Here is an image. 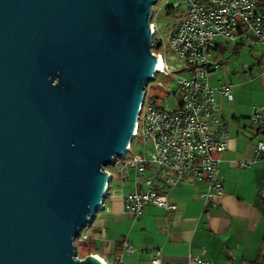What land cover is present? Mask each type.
Here are the masks:
<instances>
[{
  "label": "water",
  "instance_id": "water-1",
  "mask_svg": "<svg viewBox=\"0 0 264 264\" xmlns=\"http://www.w3.org/2000/svg\"><path fill=\"white\" fill-rule=\"evenodd\" d=\"M157 0H0V264H104L76 241L132 141Z\"/></svg>",
  "mask_w": 264,
  "mask_h": 264
},
{
  "label": "built area",
  "instance_id": "built-area-1",
  "mask_svg": "<svg viewBox=\"0 0 264 264\" xmlns=\"http://www.w3.org/2000/svg\"><path fill=\"white\" fill-rule=\"evenodd\" d=\"M260 2L180 0L169 6L178 18L166 41L159 38L151 17V50L155 56L160 54L162 70L155 71L154 78L146 84L132 141L114 164L121 166L125 177L135 174L138 188L124 195L125 211L130 215H143L148 205L174 210L176 206L169 203L164 185L182 180H204L206 188L200 195L212 206L224 195L220 155L228 147L230 133L218 95L231 103L234 96L230 85L214 87L210 83V72L217 64L213 51L220 40L236 43L254 38L264 44V12L259 9ZM180 6H184L183 11ZM169 49L183 63L182 69L172 72L184 74L177 78L173 90L167 84L153 85L158 74L174 80L166 60ZM153 90H161V95H154ZM169 97L172 101H166ZM250 121L257 137L253 161H264V105L254 107ZM134 139L142 141L144 150L131 154ZM249 164L242 161L241 167ZM152 263L163 264L159 251L153 255Z\"/></svg>",
  "mask_w": 264,
  "mask_h": 264
},
{
  "label": "crops",
  "instance_id": "crops-1",
  "mask_svg": "<svg viewBox=\"0 0 264 264\" xmlns=\"http://www.w3.org/2000/svg\"><path fill=\"white\" fill-rule=\"evenodd\" d=\"M240 43L250 46L257 64L249 66L235 84L219 85H230L234 96L231 103L218 95L230 133L228 147L220 155L224 195L212 206L200 195L206 188L204 180H182L164 185L174 210L148 205L143 215L135 217L125 211L124 199L125 193L138 188L135 174L125 177L121 168L116 185H112L115 177L108 171L112 179L102 207L79 237L88 255H96L106 264H153L158 251L163 264L259 261L264 250V161H253L257 137L250 116L254 107L264 105V44L254 38L236 42ZM226 44L220 40L215 52L225 53ZM215 52L213 61L218 66L220 56ZM242 161L250 164L241 167Z\"/></svg>",
  "mask_w": 264,
  "mask_h": 264
},
{
  "label": "rangeland",
  "instance_id": "rangeland-1",
  "mask_svg": "<svg viewBox=\"0 0 264 264\" xmlns=\"http://www.w3.org/2000/svg\"><path fill=\"white\" fill-rule=\"evenodd\" d=\"M180 3V0H157L152 6L153 20L156 23L158 28V36L160 39L166 41L170 36L173 25L178 18V15L173 14L170 11L169 6L174 3ZM180 9L183 11L184 6H180ZM236 43H229L226 44L227 51L223 54L219 53L220 51H213L215 55L220 56L221 64L218 66H214L212 71L210 72V80L211 84L213 85H220L228 82H233L237 79H240L247 73L248 67L251 65H256V54L252 52L250 46L242 47L240 50L235 51ZM167 64L169 66V71L171 72L170 75L173 77L174 80L162 75L158 74L156 81H153V85L158 84H167L169 89L173 90L175 87V83L178 77L183 76L184 74H172V72L179 71L183 67V63L180 62L178 57L173 54L170 49L166 56ZM165 86V88H167ZM161 90L152 91L154 95H161ZM166 101H172V97H169ZM172 105V104H171ZM142 141L139 139H134L132 144V153H139L144 150V147L141 145ZM130 154V153H129ZM128 154V156H129ZM107 171H110L115 179L112 182V185H116L117 177H120L121 174V166L117 165H110L107 166ZM117 176V177H116ZM87 232V229L83 230L84 233ZM77 251L80 250V254H78L81 258H86L89 256L87 251L83 247L82 243L80 242L79 238L76 241Z\"/></svg>",
  "mask_w": 264,
  "mask_h": 264
},
{
  "label": "trees",
  "instance_id": "trees-1",
  "mask_svg": "<svg viewBox=\"0 0 264 264\" xmlns=\"http://www.w3.org/2000/svg\"><path fill=\"white\" fill-rule=\"evenodd\" d=\"M259 9L264 12V0H261L259 4ZM243 47V44H237L235 46V51L240 50ZM78 254H80V250L78 251ZM255 264H264V254L261 255L259 261L255 262Z\"/></svg>",
  "mask_w": 264,
  "mask_h": 264
},
{
  "label": "bare ground",
  "instance_id": "bare-ground-1",
  "mask_svg": "<svg viewBox=\"0 0 264 264\" xmlns=\"http://www.w3.org/2000/svg\"><path fill=\"white\" fill-rule=\"evenodd\" d=\"M98 257V256H97ZM101 259V258H100ZM101 261L104 263V264H106V262L103 260V259H101Z\"/></svg>",
  "mask_w": 264,
  "mask_h": 264
}]
</instances>
